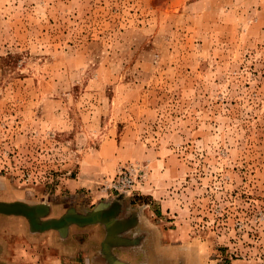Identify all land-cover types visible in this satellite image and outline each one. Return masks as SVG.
<instances>
[{"label": "rangeland", "instance_id": "1", "mask_svg": "<svg viewBox=\"0 0 264 264\" xmlns=\"http://www.w3.org/2000/svg\"><path fill=\"white\" fill-rule=\"evenodd\" d=\"M114 196L264 264V0H0V200Z\"/></svg>", "mask_w": 264, "mask_h": 264}, {"label": "crops", "instance_id": "2", "mask_svg": "<svg viewBox=\"0 0 264 264\" xmlns=\"http://www.w3.org/2000/svg\"><path fill=\"white\" fill-rule=\"evenodd\" d=\"M107 202L68 208L47 204L39 216L45 224L36 226L23 213H0V260L21 254L25 264L211 263L207 241L176 239L177 231L163 230L140 205L123 197Z\"/></svg>", "mask_w": 264, "mask_h": 264}, {"label": "built area", "instance_id": "3", "mask_svg": "<svg viewBox=\"0 0 264 264\" xmlns=\"http://www.w3.org/2000/svg\"><path fill=\"white\" fill-rule=\"evenodd\" d=\"M143 171L137 163H131L123 167L107 187L111 186L120 191L130 192L134 189L139 171Z\"/></svg>", "mask_w": 264, "mask_h": 264}, {"label": "water", "instance_id": "4", "mask_svg": "<svg viewBox=\"0 0 264 264\" xmlns=\"http://www.w3.org/2000/svg\"><path fill=\"white\" fill-rule=\"evenodd\" d=\"M47 207L48 205L45 203L29 204L20 200H0V213H23L27 215L29 212L38 208H43L45 211Z\"/></svg>", "mask_w": 264, "mask_h": 264}, {"label": "flooded vegetation", "instance_id": "5", "mask_svg": "<svg viewBox=\"0 0 264 264\" xmlns=\"http://www.w3.org/2000/svg\"><path fill=\"white\" fill-rule=\"evenodd\" d=\"M42 212H44V209L38 208V209H35V210L29 212L27 214V217H28L29 221L35 225H37V224L41 225L40 223H43L42 225H44L45 223L43 221H41V219H40Z\"/></svg>", "mask_w": 264, "mask_h": 264}]
</instances>
